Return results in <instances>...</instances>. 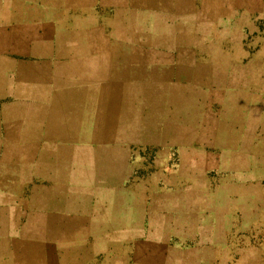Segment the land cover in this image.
<instances>
[{
    "label": "rangeland",
    "instance_id": "374dc122",
    "mask_svg": "<svg viewBox=\"0 0 264 264\" xmlns=\"http://www.w3.org/2000/svg\"><path fill=\"white\" fill-rule=\"evenodd\" d=\"M191 2L0 0V39H27L28 61L43 57L46 86L60 89L62 141L70 136L62 160L74 152L69 161L92 168L94 180L150 188L157 213L174 223L200 218V166H211L210 149L200 154L207 90L240 97L264 72V0ZM28 74L36 78L32 64ZM252 191L264 200V189ZM230 227L214 241L217 263L264 264V222ZM211 243L200 254V239L173 237L157 264H214Z\"/></svg>",
    "mask_w": 264,
    "mask_h": 264
},
{
    "label": "crops",
    "instance_id": "0c3cea01",
    "mask_svg": "<svg viewBox=\"0 0 264 264\" xmlns=\"http://www.w3.org/2000/svg\"><path fill=\"white\" fill-rule=\"evenodd\" d=\"M28 47L27 39H0V264H157L168 254L160 244L173 237L200 239V254L212 240L218 264L214 241L230 224L245 233L264 222V200L252 191L264 189V72L240 97L230 87L228 99L207 90L200 154L210 149L211 166H200V218L174 223L157 213L150 188L94 180L92 168L69 161L74 152L62 160L70 136L62 141L60 89L46 86L44 59L28 61Z\"/></svg>",
    "mask_w": 264,
    "mask_h": 264
}]
</instances>
